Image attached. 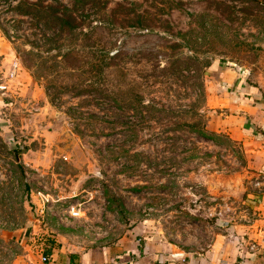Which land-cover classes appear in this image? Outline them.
<instances>
[{"label": "rangeland", "instance_id": "1", "mask_svg": "<svg viewBox=\"0 0 264 264\" xmlns=\"http://www.w3.org/2000/svg\"><path fill=\"white\" fill-rule=\"evenodd\" d=\"M29 1L0 0V264L115 249L137 227L195 256L264 241V171L210 123L219 67L264 70V0Z\"/></svg>", "mask_w": 264, "mask_h": 264}, {"label": "crops", "instance_id": "2", "mask_svg": "<svg viewBox=\"0 0 264 264\" xmlns=\"http://www.w3.org/2000/svg\"><path fill=\"white\" fill-rule=\"evenodd\" d=\"M217 71L215 79L222 97L213 101L220 110L211 117L212 128L251 145L256 168L264 171V70L250 73L221 66ZM137 229L122 238L115 249L67 252L63 246L57 254L56 249L43 252L34 264H264L262 238L255 239L257 244L251 248L246 238L219 235L205 253L195 256L193 251H182L152 234L140 235ZM44 254L50 256L49 262L42 261Z\"/></svg>", "mask_w": 264, "mask_h": 264}, {"label": "trees", "instance_id": "3", "mask_svg": "<svg viewBox=\"0 0 264 264\" xmlns=\"http://www.w3.org/2000/svg\"><path fill=\"white\" fill-rule=\"evenodd\" d=\"M83 2H85L83 0ZM93 2L97 3V5L99 6H104V7H108L109 5V0H93ZM20 4H24V5H27L28 6V10H24L25 12H27L26 15L28 14H35L34 11L32 12L33 8L34 7H37L38 4L37 3H34V2H30L29 0H20L19 2V5L17 6L18 8L20 7ZM66 12L65 13H62L60 16L58 17H55V19L57 20L58 23H60L61 27L62 28H65L67 29V33H69V35L74 36L76 35V30L79 29V27H81L82 25H84V22H79L77 20V17L74 15V12L72 9H69L68 7H64ZM103 8V7H102ZM106 8H104V10H106ZM98 15V13H97ZM109 16V17H106V16ZM107 15H101V16H97L98 20H100L101 24L105 25L109 22V20L107 19H110L113 23H119L120 25H123L125 22H128L129 20H136V23L139 25V26H143V27H153V22L146 19V21L144 20V15L142 14H135L134 16H130V14H122V13H118V14H115V15H118V16H114V15H109L107 13ZM113 17V18H112ZM117 17H122L123 19H120V18H117ZM107 18V19H106ZM49 20V19H48ZM50 22V20H49ZM150 22V23H149ZM57 47H59V45H57ZM68 54V52H66ZM100 55L102 56V58H100V65H99V68H97L98 70V73L99 74H102L106 71V69L109 67V62H108V59L110 58V55L107 53V51L102 48L100 50ZM102 62V63H101ZM3 105H6V103L0 101V106L2 107Z\"/></svg>", "mask_w": 264, "mask_h": 264}, {"label": "built area", "instance_id": "4", "mask_svg": "<svg viewBox=\"0 0 264 264\" xmlns=\"http://www.w3.org/2000/svg\"><path fill=\"white\" fill-rule=\"evenodd\" d=\"M14 74H15V70H13V71L11 72V75H12V76H14ZM6 88H7L6 85H4V86L0 85V90H4V89H6ZM263 177H264V176H263ZM80 212H81V210L78 209V208H76V206H73V207L71 208V214H72V216H79V215H80ZM42 261H43V262H49V261H50V256L44 254V255L42 256Z\"/></svg>", "mask_w": 264, "mask_h": 264}]
</instances>
